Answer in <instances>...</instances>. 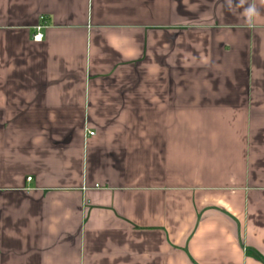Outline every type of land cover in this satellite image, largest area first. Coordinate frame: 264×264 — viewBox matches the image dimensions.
<instances>
[{"label": "crops", "instance_id": "obj_1", "mask_svg": "<svg viewBox=\"0 0 264 264\" xmlns=\"http://www.w3.org/2000/svg\"><path fill=\"white\" fill-rule=\"evenodd\" d=\"M238 3L0 0V264H264V4Z\"/></svg>", "mask_w": 264, "mask_h": 264}, {"label": "clouds", "instance_id": "obj_2", "mask_svg": "<svg viewBox=\"0 0 264 264\" xmlns=\"http://www.w3.org/2000/svg\"><path fill=\"white\" fill-rule=\"evenodd\" d=\"M262 4H264V0H261ZM246 0H239V3L235 5V7L240 8L243 7V15L246 18V22L249 26L252 25L254 17L260 15V10L256 5L250 4L247 7H244ZM228 9L231 11L233 7V0H227Z\"/></svg>", "mask_w": 264, "mask_h": 264}, {"label": "built area", "instance_id": "obj_3", "mask_svg": "<svg viewBox=\"0 0 264 264\" xmlns=\"http://www.w3.org/2000/svg\"><path fill=\"white\" fill-rule=\"evenodd\" d=\"M42 29H43V26H39L37 28V34L34 36V40L36 42H42V40H43V34L41 33ZM91 135H94V133H92ZM31 180H32V178H28V181H31ZM97 188H98V186H97Z\"/></svg>", "mask_w": 264, "mask_h": 264}]
</instances>
